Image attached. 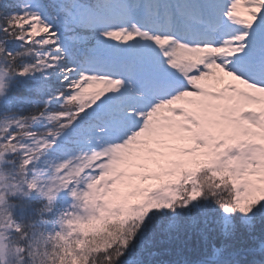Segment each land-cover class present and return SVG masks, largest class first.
I'll return each mask as SVG.
<instances>
[{"label":"snow or ice","instance_id":"1","mask_svg":"<svg viewBox=\"0 0 264 264\" xmlns=\"http://www.w3.org/2000/svg\"><path fill=\"white\" fill-rule=\"evenodd\" d=\"M56 122L55 135L33 127ZM42 154L57 162L48 181ZM71 185L77 203L47 236L60 264H120L150 217L177 209L210 204L226 231L264 215V0H0L9 264H32L45 238L15 217L25 198L47 200L42 216Z\"/></svg>","mask_w":264,"mask_h":264},{"label":"trees","instance_id":"2","mask_svg":"<svg viewBox=\"0 0 264 264\" xmlns=\"http://www.w3.org/2000/svg\"><path fill=\"white\" fill-rule=\"evenodd\" d=\"M6 4H12L13 0H3ZM14 11L13 8L8 9ZM52 83V81H49ZM59 85L53 83V91ZM21 116H27L33 112L34 107L43 109L44 103L34 106L25 104L22 106ZM75 104H65L63 108L59 103L51 105V111H71ZM71 109V110H67ZM33 127L38 131H46L53 125L45 126L43 123L35 124ZM37 166L48 167L56 164L50 159V155H43ZM44 166V167H43ZM69 191L61 192L55 201L53 212H44L41 216L40 210L47 204L43 197H27L26 202L31 205L24 220L20 221L21 213L17 211L14 215L18 222H23L25 227L31 223L33 229H39L44 236L57 229L60 216L71 205L73 200L68 195ZM71 200V201H70ZM71 202V204H70ZM202 211L195 209H177L175 215H154L145 223L146 227L140 232L133 242L131 249L120 264H264V224L259 221L247 225L240 215L232 217V227L225 230L222 222V212L212 211V205H202ZM219 252V259L212 258Z\"/></svg>","mask_w":264,"mask_h":264},{"label":"clouds","instance_id":"3","mask_svg":"<svg viewBox=\"0 0 264 264\" xmlns=\"http://www.w3.org/2000/svg\"><path fill=\"white\" fill-rule=\"evenodd\" d=\"M71 110V109H67ZM60 131L59 123L56 122L51 129V134L55 135ZM71 241H75L76 237H69ZM4 247H0V264H9L11 255L13 254L14 246L10 245L7 239L0 241ZM27 252V245H20ZM35 253L32 258V264H60L61 258L64 254L63 242L53 238H44V241L36 244L33 248ZM25 257L21 256L17 260V264H23Z\"/></svg>","mask_w":264,"mask_h":264},{"label":"rangeland","instance_id":"4","mask_svg":"<svg viewBox=\"0 0 264 264\" xmlns=\"http://www.w3.org/2000/svg\"><path fill=\"white\" fill-rule=\"evenodd\" d=\"M243 14L246 15V13H243ZM229 80H230V78H225V82H226V83H227ZM167 114H168V113L165 112V113H163L162 115H167ZM43 155H44V154H42V155L40 156V158H39L38 161H40L42 158H44ZM36 164H37V166H38L40 163H36ZM43 167H44V166H43ZM54 167H55L54 164H50L47 168H46V167H44V168L41 167V169H40V166H39V167H38V171L42 172V173H43V178H44V180L48 181V180H51V179H52V176H53V173H54ZM147 183L150 184V183H152V182L149 181V182H147ZM49 186H51V185H49ZM74 188H75V185H71V186L69 187V189H67V190L69 191L68 195H69V197L72 198L73 202H72V204H71V202H70L71 205H68V208H67L65 211H73L72 206H73L74 204L77 203V201L75 200V198L71 195V192H72V190H73ZM64 191H65V190H64ZM64 191H62V192H64ZM59 194H60V193H59ZM59 194H58V195H59ZM70 201H71V200H70ZM63 213H64V212H63ZM240 218H242L243 222H244L245 219H246L245 217H242L241 215H240ZM231 219H232V218H231ZM256 220L259 221L261 224H264V215H261L260 217L253 218V219L251 220V223H246V224H247V225H251V224H252L253 222H255ZM232 223H233V221H232ZM57 224H58L57 229H56V230H53V231L50 232L48 235H54L56 231H60V230H61L60 223L58 222ZM25 230H27V227H25ZM39 234H40V232L37 233V238H39ZM48 235H45V237H47Z\"/></svg>","mask_w":264,"mask_h":264}]
</instances>
